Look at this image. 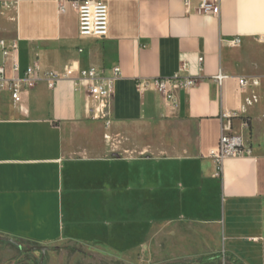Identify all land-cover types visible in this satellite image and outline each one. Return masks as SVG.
I'll use <instances>...</instances> for the list:
<instances>
[{"label":"crops","instance_id":"crops-1","mask_svg":"<svg viewBox=\"0 0 264 264\" xmlns=\"http://www.w3.org/2000/svg\"><path fill=\"white\" fill-rule=\"evenodd\" d=\"M211 2L218 15L197 14L200 0H191L189 11L184 0H110L109 36L99 40L80 37L72 0L64 12L56 0H0V69L8 80L22 78L35 63L41 69L40 81L20 103L8 89L0 91L1 238L45 247L66 238L69 132L77 136L104 126L107 133L151 132L180 123L192 152L176 201L169 203L173 187L163 191L161 261L221 255L227 264H264V0ZM236 38L241 44L234 47ZM1 42L17 43V51L5 56ZM73 64L107 77L118 70L104 113L72 80L48 87L46 74H64ZM220 75L228 77L222 86L214 82ZM174 77L198 82L177 92V108L168 107L153 83L149 90L137 89L140 81ZM238 78L248 79L246 89L239 91ZM223 113L233 117V133L244 137L251 155L227 157L218 170L209 153L219 145ZM142 162L141 172L149 177L150 163ZM119 167L117 162V176ZM127 174L134 176L135 168ZM150 195L144 190L139 206L147 213L143 250L152 244Z\"/></svg>","mask_w":264,"mask_h":264},{"label":"rangeland","instance_id":"rangeland-1","mask_svg":"<svg viewBox=\"0 0 264 264\" xmlns=\"http://www.w3.org/2000/svg\"><path fill=\"white\" fill-rule=\"evenodd\" d=\"M76 133L66 137L65 154L71 162L65 179L66 238L43 255L31 250L35 245L0 237V264H200L199 260L165 262L159 255L160 221L167 215L165 208L161 212L163 191L173 187L169 203L176 201L177 182L192 152L181 124L151 132L132 128L107 133L104 126ZM142 161L150 163L149 177L141 172ZM133 168L135 175L129 176ZM133 180L135 201L129 194ZM144 190H151L152 203V244L147 250L141 247L147 213L139 208ZM210 264L227 263L222 259Z\"/></svg>","mask_w":264,"mask_h":264},{"label":"built area","instance_id":"built-area-1","mask_svg":"<svg viewBox=\"0 0 264 264\" xmlns=\"http://www.w3.org/2000/svg\"><path fill=\"white\" fill-rule=\"evenodd\" d=\"M60 4L61 12L65 11L66 0H56ZM77 11L79 22V35L83 39H105L109 36V7L110 0H72ZM187 10H190L191 0H184ZM199 15L210 16L218 15L219 8L216 3L211 0H200V5L196 10ZM232 46L237 47L241 44L239 38L231 41ZM3 53L9 56L11 53L17 51V43L13 42L11 46L7 47L4 42H1ZM14 70L18 71V65L15 64ZM41 77L40 66L35 63L33 66L26 69L22 78L8 80L5 77L4 68L0 69V91L8 89L11 92L13 101L20 103L21 97L24 93L31 90L39 81ZM228 77L220 75L214 79V82L222 86L224 80ZM45 79L48 87L53 88L57 83L63 80H72L78 90L84 91L88 98L99 103V114L104 113L109 109V102L113 98L115 92V85L119 79V72L115 70L114 73L107 77L104 73L96 68H88L86 70H79L76 64L68 67L67 71L62 74L58 71H51L46 74ZM151 83L154 85V91L165 96L168 107L177 108L179 100L177 92L180 90H187L197 85V81L191 78L182 79L174 77L170 80L154 79L151 81H140L137 84V89L140 92L149 90ZM249 85L247 78H238L239 91L246 89ZM233 117L228 113L221 115L222 131L219 145L209 153L216 164L218 170H221L223 161L227 157L250 156L251 148L245 143L242 135L233 133L232 125Z\"/></svg>","mask_w":264,"mask_h":264},{"label":"trees","instance_id":"trees-1","mask_svg":"<svg viewBox=\"0 0 264 264\" xmlns=\"http://www.w3.org/2000/svg\"><path fill=\"white\" fill-rule=\"evenodd\" d=\"M222 258L223 257L221 255H215V256H211V257H207V258L200 259L198 262L200 264L217 263L220 260H222Z\"/></svg>","mask_w":264,"mask_h":264},{"label":"water","instance_id":"water-1","mask_svg":"<svg viewBox=\"0 0 264 264\" xmlns=\"http://www.w3.org/2000/svg\"><path fill=\"white\" fill-rule=\"evenodd\" d=\"M31 250L35 252H41L43 255H45L49 248L45 246H35ZM40 264H43V261H41Z\"/></svg>","mask_w":264,"mask_h":264}]
</instances>
